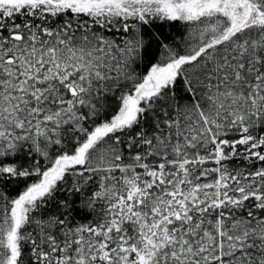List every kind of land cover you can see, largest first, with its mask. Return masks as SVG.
<instances>
[{"label": "snow or ice", "instance_id": "1", "mask_svg": "<svg viewBox=\"0 0 264 264\" xmlns=\"http://www.w3.org/2000/svg\"><path fill=\"white\" fill-rule=\"evenodd\" d=\"M0 264H264V0H0Z\"/></svg>", "mask_w": 264, "mask_h": 264}]
</instances>
